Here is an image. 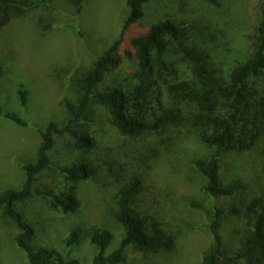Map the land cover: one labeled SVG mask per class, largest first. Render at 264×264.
Returning <instances> with one entry per match:
<instances>
[{
	"label": "trees",
	"instance_id": "1",
	"mask_svg": "<svg viewBox=\"0 0 264 264\" xmlns=\"http://www.w3.org/2000/svg\"><path fill=\"white\" fill-rule=\"evenodd\" d=\"M65 1L75 18L88 2ZM153 1L126 0L128 12L119 35L92 63L78 103L62 101L67 120L63 124L51 120L40 129L37 159L24 164L23 186L0 193V211L17 229L15 243L26 254L28 264H84L57 247L37 243L35 226L19 208L21 202L33 197L38 176L51 165V151L59 138L66 140L74 158L62 169L67 183L49 198L53 207L77 213L82 207L78 184L91 180L100 170L107 169L112 183L108 212L121 226L123 237L113 248L115 233L110 228L89 227L86 233L97 248L90 264H124L130 248L152 254L166 251L174 243L172 236L165 237L150 210L140 204L145 177L97 156L98 140L82 122L84 116H91L89 107L96 101L106 107L124 138V146L131 145L135 153L144 149L146 141L166 137L187 116L192 133L206 152V158L196 164L203 178V192L221 200L211 213L208 227L212 239L200 253L198 264H264L262 176L254 173L257 188H253L245 173L229 175L228 170L226 176L224 170L232 161H247L256 148L264 154V0L259 2L260 16L248 41L250 46L243 45L242 55L234 62L220 54L212 34L203 31L196 23L199 21L183 14L185 6H190L187 0L155 9L153 20L143 25L146 8ZM227 1L200 0L199 10L221 8ZM50 3L57 9L62 7L58 0H0V28L23 9ZM51 26L46 23L43 29ZM176 54L191 65V70L179 67ZM125 62L131 67L123 74L119 70ZM19 94L26 105L29 90ZM0 116L27 125L19 113L6 109L1 101ZM167 139L171 137L163 139V144ZM231 214L236 217L232 235L226 227ZM82 231H71L68 245H74Z\"/></svg>",
	"mask_w": 264,
	"mask_h": 264
},
{
	"label": "rangeland",
	"instance_id": "2",
	"mask_svg": "<svg viewBox=\"0 0 264 264\" xmlns=\"http://www.w3.org/2000/svg\"><path fill=\"white\" fill-rule=\"evenodd\" d=\"M187 1L190 6H185L183 14L199 21L197 25L212 34L211 39L220 54L229 61H236L243 53V45L249 47L248 41L255 34L260 0H229L221 8L206 7L205 11L199 10L200 0ZM58 2L62 6L58 9L51 3L23 9L8 25L0 28V101L6 109L19 113L27 121L26 126H21L0 116V193L23 186L24 164L37 159L40 129L51 120L60 124L67 120L62 101L69 99L78 103L92 63L118 37L128 12L126 0H88L80 17L75 18L70 13L69 3ZM174 4L178 1L151 2L141 23L149 24L155 9ZM187 11L193 12L189 16ZM46 23L52 26L44 30ZM190 30L198 31L197 28ZM174 60L183 70H191V65L179 54L174 55ZM129 67L125 62L119 72L124 74ZM24 89L29 90L26 105L19 94ZM89 111L91 116H84L82 122L98 140L97 156L101 161L145 177L140 204L159 221L165 237L172 236L174 241L166 251L152 254L130 248L124 264H198L200 253L212 239L208 227L211 213L221 200L203 192V178L196 164L206 158V152L192 133L187 116L166 133L171 139L165 144L166 137L160 135L151 142L146 141L144 149L135 153L131 145L124 146V138L113 125L105 106L92 102ZM73 152L66 140L58 139L51 151L52 163L38 176L33 197L21 202L19 208L35 226L37 243L57 247L68 257L90 264L97 248L86 233L89 227L110 228L115 233L113 248L121 244L123 232L108 212L112 183L107 169L78 184L82 207L77 213H66L50 204V196L67 183L62 169L71 163ZM260 152L256 148L248 154L251 156L247 161L227 164L226 176L228 170L229 175L236 171L245 173L250 186L257 188L253 183L257 172L264 186V154ZM235 222V215H228L226 227L231 235ZM78 227L84 231L70 246L67 242L70 233L75 228L80 229ZM16 233L15 226L0 211V264H28L26 254L15 243Z\"/></svg>",
	"mask_w": 264,
	"mask_h": 264
}]
</instances>
